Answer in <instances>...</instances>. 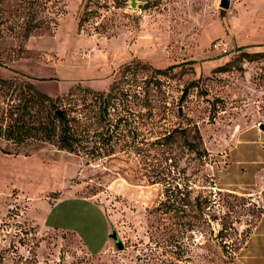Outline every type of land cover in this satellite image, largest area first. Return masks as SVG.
Segmentation results:
<instances>
[{"label": "rangeland", "instance_id": "1", "mask_svg": "<svg viewBox=\"0 0 264 264\" xmlns=\"http://www.w3.org/2000/svg\"><path fill=\"white\" fill-rule=\"evenodd\" d=\"M253 22L264 42V0H0L1 75L53 96L134 84L151 98L142 136L186 129L98 158L0 148V264H264V45L237 41Z\"/></svg>", "mask_w": 264, "mask_h": 264}, {"label": "trees", "instance_id": "2", "mask_svg": "<svg viewBox=\"0 0 264 264\" xmlns=\"http://www.w3.org/2000/svg\"><path fill=\"white\" fill-rule=\"evenodd\" d=\"M29 35V32H25ZM241 45L246 50L248 46ZM1 63V62H0ZM139 60L128 63L129 69H136ZM166 69L158 68L162 72ZM11 76L0 74V148L6 152H20L21 147L49 141L60 149L79 155L98 158L116 152L121 144L127 150L141 152L145 143L166 142L186 129L174 127L148 139L141 135V125L148 111L137 106L151 103L147 92L134 84L126 87L120 80H114L110 88L96 90L88 85L76 84L63 95L53 96L42 91L30 76L18 69ZM136 73V71H134ZM189 86L184 87L181 98L188 94ZM62 111V114L60 113ZM202 137L200 129H197ZM166 133V134H165ZM188 149H196L193 141L185 135ZM166 140V141H165ZM4 142L8 146L2 145ZM156 174V173H155ZM158 177H151L157 181ZM182 195V209H200L201 203L194 200L188 185L179 187ZM195 215V214H194ZM199 220L200 216L195 215ZM186 223H193L187 218Z\"/></svg>", "mask_w": 264, "mask_h": 264}, {"label": "crops", "instance_id": "3", "mask_svg": "<svg viewBox=\"0 0 264 264\" xmlns=\"http://www.w3.org/2000/svg\"><path fill=\"white\" fill-rule=\"evenodd\" d=\"M257 29L256 24L253 23H247L246 32L241 33L237 32V41L238 43H242V45H250V44H260L264 42H260V30L254 31L253 29ZM260 27V26H259ZM260 194L262 197H264V188H260ZM264 225V217L262 218L260 222V227Z\"/></svg>", "mask_w": 264, "mask_h": 264}, {"label": "built area", "instance_id": "4", "mask_svg": "<svg viewBox=\"0 0 264 264\" xmlns=\"http://www.w3.org/2000/svg\"><path fill=\"white\" fill-rule=\"evenodd\" d=\"M231 48L230 41L225 37L216 38L213 41V49L219 53H228Z\"/></svg>", "mask_w": 264, "mask_h": 264}, {"label": "water", "instance_id": "5", "mask_svg": "<svg viewBox=\"0 0 264 264\" xmlns=\"http://www.w3.org/2000/svg\"><path fill=\"white\" fill-rule=\"evenodd\" d=\"M231 1L232 0H220V5L224 8H228L231 5ZM132 4L136 5V0H132ZM60 113L62 114V111H60ZM113 236L115 237L118 247H123L121 239L116 234H113Z\"/></svg>", "mask_w": 264, "mask_h": 264}]
</instances>
